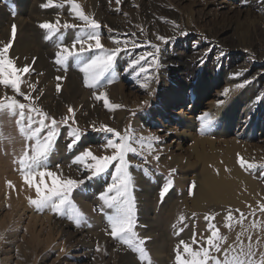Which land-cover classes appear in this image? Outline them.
I'll return each mask as SVG.
<instances>
[{"label": "rangeland", "instance_id": "1", "mask_svg": "<svg viewBox=\"0 0 264 264\" xmlns=\"http://www.w3.org/2000/svg\"><path fill=\"white\" fill-rule=\"evenodd\" d=\"M24 2L27 3L22 6L19 0H0V7L7 15L0 25V47L12 41L11 58L18 67L28 64L33 69L23 77L22 92L39 97L37 105L57 121L67 114V106H72L83 133L80 142L69 152L66 148L69 127L60 125L55 151L50 156L51 170L81 179L82 166L72 164L75 155L86 148L97 155L111 154L103 148L110 134L92 130L93 124L97 128L101 124L108 125L121 133L130 129L129 134L135 138L158 137L151 150L144 149L141 154L127 157L134 178L135 231L141 238L151 237L145 245L151 264H175L177 244L181 239L191 243L194 233L203 244L210 235L205 220L209 214L215 216L212 222L226 237L221 253L213 255L224 259V249H229L231 258L240 252L241 243L245 251L251 244L256 264H260L264 256V212L260 210L264 205V3L261 0H120L117 5L116 0H76L86 14L100 23L105 49L115 47L112 43L115 39L121 41L122 47L128 42L125 50L117 55L112 71L103 78V86L90 89L84 85L81 65L69 61L65 70L54 61L55 44L60 42L70 47L79 30L61 29L53 39L45 40L46 31L39 28L40 23L57 19L61 24H82L74 18L70 5L55 0L61 6L43 8L41 5L47 0ZM35 5L40 11H36L38 8L32 11ZM20 22L31 31L22 38H30L34 43L26 54L14 50L21 37ZM13 25L16 26L15 36ZM181 30L187 34L179 35ZM156 35L176 38L165 44L158 41ZM146 40L160 45L161 67H150L152 79L147 88H141L144 74L138 77L139 67L129 68L128 65L142 53L154 51ZM132 41L136 42V47L132 46ZM93 54L100 52L86 53L87 56ZM148 59L150 62L151 57ZM57 76L64 79L57 81ZM109 79L113 80L111 84ZM245 80L251 82L242 88L236 87ZM202 82L206 90L197 96L196 89ZM57 83L61 84L60 93L56 91ZM29 84H35L37 90L32 91ZM226 88L229 92L223 95ZM94 91H105L110 102L121 107L105 109L102 101L93 98ZM179 91L182 99L173 100ZM5 94L15 95L0 86V98ZM17 99L27 103L23 97ZM221 100L223 103L218 104ZM231 105L237 106L238 125L224 131L212 123L201 134L205 116L208 119L219 117L216 109ZM17 119L18 116L0 112V234H3L0 264H129L125 258L129 255L141 264L136 253L124 248L105 231L112 210L101 207L99 194L112 183L114 165L73 191V202L87 218L82 226L77 227L50 210L37 211L29 205L27 198H35V190L24 184L19 165L14 161L31 141L20 134ZM197 137L214 141V152H220L219 156L226 149L235 150L234 163L239 172L256 185L257 195L247 193L244 187L241 192L248 200L240 199L238 205L201 201L199 191L204 185L199 178L205 176L202 155L211 157L206 164L210 168L214 157L208 144L203 148ZM134 146L139 152V146ZM237 154L256 167L241 168ZM57 164L60 169L56 168ZM172 169L175 172H171ZM168 180L173 184L161 202L159 191ZM8 181L14 188L7 186ZM229 211L234 218L227 222L233 224L231 229L225 227ZM241 213L245 223L238 224ZM180 216L186 218L182 224ZM253 224L256 227H252ZM98 245L100 251H97Z\"/></svg>", "mask_w": 264, "mask_h": 264}, {"label": "snow or ice", "instance_id": "2", "mask_svg": "<svg viewBox=\"0 0 264 264\" xmlns=\"http://www.w3.org/2000/svg\"><path fill=\"white\" fill-rule=\"evenodd\" d=\"M264 3V0H261ZM67 3L71 7V13L74 18L82 22V24H70L63 23L57 19L55 22H42L39 24V28L46 31L45 40H51L53 37L60 33L61 29H78L79 35L72 41L71 46L57 42L55 47L57 51L54 53L55 64L61 65L67 69L69 61H75L81 65L80 71L84 73V85L90 89L101 88L102 80L106 77V74L110 73L113 69V65L117 55L125 50L127 47V41L124 42V46H121V41L115 39L112 43L115 47L111 49H105L101 42V34L99 29L100 23L93 17L86 14L81 5L76 0H62V4ZM119 5L120 0H116ZM61 5L56 4L55 0H47L41 7H59ZM119 10V9H117ZM178 27V26H177ZM16 26H12V34L15 36ZM141 33L143 30L141 29ZM187 33L183 30L179 31V35L183 36ZM135 35V33H133ZM176 37H165L156 35V39L162 43H168L169 40H174ZM149 43L154 51L145 52L139 55L136 59L131 60L128 65L129 68L139 67L140 74H144L145 80L140 84L141 88H147L148 83L152 79L149 75L150 67L159 69L161 67L159 55L161 53V47L159 44ZM12 41L0 47V86L4 89H10L15 95H4L0 98V112H7L9 115L18 116L17 126L20 134L28 141H31L30 145H26L22 154L18 157L15 163L19 165V172L21 178L30 189L35 190V198L28 197V203L30 206H34L37 211L50 210L52 213L66 217L69 221L76 224L77 227L87 222V218L80 211L77 205L72 200L73 191L78 189L81 185H84L87 181L100 177L106 173L110 166L115 167V171L112 173V183L108 184L104 192L99 194V199L102 201V208L107 207L112 210V214L108 216V227L106 228V234L110 235L113 239L124 248L131 250L138 255V259L141 264L147 260V264H151L148 252L146 250V242L151 237L141 238L135 231L136 228V200L133 195L134 190V178L129 171L130 161L127 159L129 154H141L144 149L151 150L153 148V141H158L159 138L155 136L139 137L135 138L130 135V129L125 130L124 133L117 131L116 129L101 124L99 128L95 124L91 125L92 130L104 132L109 135L106 144L103 145L105 150H110L111 154H94L90 149H84L82 152L75 155L72 160L73 165L82 166L81 175L83 178L74 179L70 176L65 177L61 173H57L51 170L50 156L55 151L56 137L58 135V128L60 125L68 126V138L69 142L66 148L71 152L75 146L80 142L83 133H81L78 127V121L76 119V110L72 106H67V114L61 117L60 121L47 112L43 111L41 107L37 105L39 97L32 96L31 92L24 93L21 90V84L25 81L23 77L25 74H30L33 70L31 65H24L18 67L16 62L9 55ZM79 46V47H77ZM132 46L136 47L135 41H132ZM99 51L100 54H93L87 56L86 53ZM149 57L151 61L149 62ZM35 59V58H34ZM34 62V61H33ZM143 62V63H141ZM201 63L203 61L201 60ZM145 65H148L146 67ZM239 75V74H236ZM57 81H62L64 77H55ZM113 80L109 79L108 83L111 84ZM251 81L245 80L240 84H237V88H242ZM29 88L32 91H36L35 84H29ZM57 93L61 92V84L56 85ZM229 89H224L223 95H227ZM151 95V92H149ZM17 97H23L27 103L20 102ZM93 98L96 101H102L103 107L107 110H113L120 108L118 104L111 103L109 97L105 91L93 92ZM147 103V101L143 102ZM218 104L223 101H218ZM27 110V113L26 111ZM35 113V116H33ZM212 123L210 119L205 116L201 123V134ZM2 137V133H0ZM138 145L140 151L138 152ZM154 159L159 160L158 156H154ZM115 162V164H114ZM237 163L241 168L254 169L255 164L245 161L237 154ZM71 166V165H70ZM57 169H60V165H56ZM80 170V169H78ZM171 172H175L172 169ZM170 172V174H171ZM84 173H88L85 175ZM37 177L39 178L37 180ZM47 178V181H46ZM9 188H14L10 181L6 182ZM173 181L168 180L161 186L159 191V197L161 202L166 194L170 191ZM189 194L192 192L190 190ZM261 212H264V205L260 206ZM238 211V210H237ZM195 215V214H193ZM186 218L184 216L179 217V221L182 224ZM234 218L231 211L228 212L225 217V227L231 229L233 224L227 223ZM205 220L208 222L207 228L210 235L207 236L203 244H200L196 239V234H193L191 243L180 240L177 244L175 251V264H256L254 259L255 252L252 250L251 244L247 246L245 251L244 245H239L240 252L236 255H232L229 258V249H224V259L219 258L213 253H221V245L226 239L220 234L219 229L212 222L215 220V216L206 215ZM244 220V216L241 213L240 220L236 221L241 223ZM175 228L176 225H173ZM252 227H256L253 224ZM183 229L181 228V231ZM179 232L176 233L179 236ZM239 235L237 239L239 240ZM3 238V234H0V239ZM251 237H249V240ZM197 245V247H193ZM231 248V246H229ZM181 248L183 251H181ZM63 251V249H62ZM97 251H100V246H97ZM232 251H235L234 249ZM260 264H264V256L261 257Z\"/></svg>", "mask_w": 264, "mask_h": 264}, {"label": "bare ground", "instance_id": "3", "mask_svg": "<svg viewBox=\"0 0 264 264\" xmlns=\"http://www.w3.org/2000/svg\"><path fill=\"white\" fill-rule=\"evenodd\" d=\"M40 1H44V0H40ZM26 3L27 2H24V0H19V5L22 4L23 6ZM36 8L38 9L36 10ZM35 10L40 11L38 5H35L32 11H35ZM6 16L7 15L4 12L3 8L0 7V25H1V21L4 20ZM19 26H20V31H21L19 32V34L21 37H19L18 42L14 46V50L15 52L26 54L32 49L34 43L30 38L29 39L22 38V36L24 35L29 36V33L31 32L29 27L27 26L26 28H24L22 22H20ZM199 86L200 88L196 89L198 91L197 96L201 95L203 90H206L205 89L206 84L204 85V82L199 84ZM181 99H182L181 92L180 91L176 92L175 95L173 96V100L180 101ZM236 110H237V106H233V105H231L230 108L219 107L216 109V112L219 117L211 118L210 120L212 121V123L217 124L218 127L224 131L232 130L236 125H238L239 117L237 115ZM188 124L189 122L185 123L186 126ZM257 124L258 123H256V126H258ZM259 126H261V124ZM197 142L201 143V146H203V148L206 144H208L209 150L212 152L211 156L214 157V160L211 162L213 163V166L210 168L206 164H207V161H210L211 157L207 158L204 155H202V158L204 159L203 170H204L205 176L204 178H201V177L199 178L200 179L199 181L204 185L201 191H199V196H200L201 201L214 200L219 203L229 202L230 205H238V202L240 199L244 201L248 200L246 199V194H243L241 192L242 191L241 189L244 187L247 190V193H250L253 196L257 195L256 185L251 180H249L246 176L240 173L234 163L235 150L226 149L223 155L219 156L220 152H214L215 151L214 141L208 138L197 137ZM199 156L201 157V155ZM170 158L173 161L177 160L176 158L173 159L172 156H170ZM29 191L30 190L24 191V194H27ZM145 197L146 195L144 196V198ZM21 198H23L22 195H21ZM261 221L263 222V219ZM238 224H241V223H238ZM259 234L261 233H258L257 235ZM254 238H256V235H254ZM125 258L128 259L129 264H137L130 257V255Z\"/></svg>", "mask_w": 264, "mask_h": 264}]
</instances>
